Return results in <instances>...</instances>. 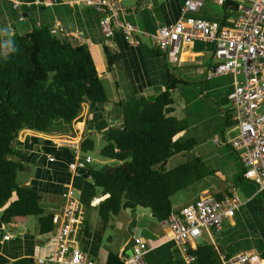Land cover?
<instances>
[{
  "label": "crops",
  "instance_id": "1",
  "mask_svg": "<svg viewBox=\"0 0 264 264\" xmlns=\"http://www.w3.org/2000/svg\"><path fill=\"white\" fill-rule=\"evenodd\" d=\"M23 1L19 10H14L7 1H0V36L26 34L32 31V19H35L38 24L52 25L58 21L69 31H84L82 42L74 37L69 38L75 45L86 40L107 43L122 55L114 65L113 72L120 83L123 102L135 96L154 99L167 88L170 73L175 74L186 84L172 92V114L187 125L182 140L195 139L197 142L194 150L182 155L183 162L198 156L216 170V178L230 180L244 177L245 168L240 154L231 145L236 131L230 118L228 94L233 89L235 77L228 74L208 79V72L215 64V43L197 40L184 44L179 60L173 62L149 39L135 45L118 32L111 42L106 41L100 29L101 15L91 7L61 0L63 3L53 7L40 8L28 6V1ZM183 2L136 0L130 9L122 5L127 18L141 29L154 32L160 26L174 23L180 18ZM197 15L220 23L225 18L221 6L214 4L206 5ZM122 122V106L86 103L78 120L71 123L59 120L55 130L40 132L33 128L22 129L18 134L17 150L27 169L24 171L26 177L19 184L38 191L42 207L58 221L63 219L62 193L73 189L82 201L85 212L74 245L101 264H124L122 255H131L135 236H142L147 241L149 251L146 259L149 264H183L184 257L176 246L170 228L162 226L150 209L125 200L116 219L105 222L100 216L99 205L106 196L95 189L90 176L85 177L87 170L75 174L69 169V163L74 158V143H82L86 135L106 141V130L111 126H120ZM171 159L166 162L169 169L174 168L169 165ZM93 161L92 158L91 164ZM91 164V168L98 165ZM113 166L112 161H106L99 169L107 171ZM189 188H194L196 193L188 196L183 193L186 189L177 192L172 196L174 206L195 200L209 190L207 185L199 182ZM231 193L242 202L234 216L225 221L221 231L204 228L201 237L193 243L195 251L201 245H212L218 256V264H222V254L234 255L245 251L261 253L264 250V191L260 192L254 182L244 177ZM92 207L96 211H90ZM58 221L53 232L42 234L39 232L38 217L35 216L34 221L28 217L24 222V232L21 231L19 236L9 234L11 237L6 239L8 233L0 217V264H12L22 257L48 255L56 245Z\"/></svg>",
  "mask_w": 264,
  "mask_h": 264
},
{
  "label": "trees",
  "instance_id": "2",
  "mask_svg": "<svg viewBox=\"0 0 264 264\" xmlns=\"http://www.w3.org/2000/svg\"><path fill=\"white\" fill-rule=\"evenodd\" d=\"M221 9L225 13L222 24L232 25L238 2L230 0ZM32 24V31L26 34L0 36L3 224L24 223L29 216H37L40 233L54 231V215L46 213L38 191L18 182V172L27 169L17 150L18 134L24 128L49 132L59 126V120L76 121L86 103H111L123 108L122 124L106 130V144L101 149V154L115 166L107 171L96 167L87 170L95 189L106 196L99 205L103 221L117 216L125 200L150 209L159 221L168 218L196 200L174 206L172 196L198 182L207 185V193L218 200L232 195L231 190L244 177L216 178V170L198 156L171 169L165 163L197 145L195 139L182 140L187 125L172 114V92L186 84L184 80L170 73L167 88L154 99L135 96L123 102L120 83L113 72L122 58L119 52L104 42L86 40L75 45L66 35L53 34L51 25L38 24L35 19ZM95 147L96 140L86 135L82 151L87 154ZM194 253L197 259L193 264H218L212 245H201ZM261 255L264 257V250ZM12 264L37 263L33 257H22Z\"/></svg>",
  "mask_w": 264,
  "mask_h": 264
},
{
  "label": "built area",
  "instance_id": "3",
  "mask_svg": "<svg viewBox=\"0 0 264 264\" xmlns=\"http://www.w3.org/2000/svg\"><path fill=\"white\" fill-rule=\"evenodd\" d=\"M19 10L23 0H0ZM123 0H70V4H82L93 8L100 16V29L106 41L111 42L116 33L139 45L144 39L151 40L169 59L177 62L184 44L194 41L215 43V64L208 72V79L231 74L235 77L232 91L228 94L235 136L231 145L239 152L245 168L244 177L264 191V0H231L238 2V14L232 25H223L197 15L208 4L223 6L230 0H184L180 18L171 24L160 26L156 31L141 29L129 18L122 5ZM61 0H34L28 6L53 7ZM53 34H64L84 41V31H69L61 23L51 25ZM219 141V139H216ZM74 158L69 163L72 173L88 170L92 158L81 149V143L73 144ZM53 160V157H50ZM64 198L63 219L58 221L56 245L48 255L38 256L37 264H101L81 248L74 245L76 234L84 221V205L69 188ZM242 205L237 195H227L218 200L207 192L194 202L185 205L168 218L160 220L167 226L187 264L197 259L194 241L204 228L221 231L225 221L234 216ZM60 223V224H59ZM11 235H5L9 239ZM149 245L142 236H135L132 254L122 255L124 264H149L146 256ZM222 264H264V257L257 251H245L234 255H221Z\"/></svg>",
  "mask_w": 264,
  "mask_h": 264
},
{
  "label": "rangeland",
  "instance_id": "4",
  "mask_svg": "<svg viewBox=\"0 0 264 264\" xmlns=\"http://www.w3.org/2000/svg\"><path fill=\"white\" fill-rule=\"evenodd\" d=\"M157 1H159V0H152L153 3H157ZM135 3H136V0H123V2H122V4L126 7H128L129 9L132 8V6ZM56 22H58V21H56ZM149 41L151 42V40H149ZM94 138H95L96 143H97L95 150L89 152L88 154H90V156L94 160L93 164H91V165L98 164V165H96V168H101L106 161L108 162V158L104 157L100 151L102 146H104L106 144V141H104L103 139H100L99 137H94ZM183 160H184V158L181 154L176 155V156L172 157L169 165H170V167H176L179 164H181L183 162ZM25 177H26V174L24 173V171L18 172V182L19 183H22ZM183 193H185L188 196H192L196 193V190L194 188H188ZM90 211H96V208L92 207V208H90ZM1 214L2 213L0 210V217H1ZM29 217H30V221H34L35 216H29ZM113 218L116 219V217H113ZM15 227H19V228L15 229ZM223 227H224V225H223ZM256 227H257V225H256ZM5 230L8 234H12L14 236H19L21 231L24 232V223L6 224Z\"/></svg>",
  "mask_w": 264,
  "mask_h": 264
},
{
  "label": "water",
  "instance_id": "5",
  "mask_svg": "<svg viewBox=\"0 0 264 264\" xmlns=\"http://www.w3.org/2000/svg\"><path fill=\"white\" fill-rule=\"evenodd\" d=\"M165 163H166V162H165ZM87 176H89V174H86V175H85V177H87ZM23 187H25V188H29L28 185H23ZM131 254H132V251H131Z\"/></svg>",
  "mask_w": 264,
  "mask_h": 264
}]
</instances>
